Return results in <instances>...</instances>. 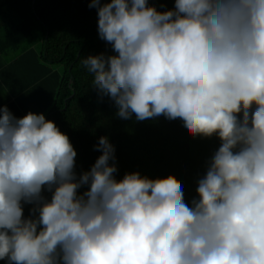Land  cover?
I'll return each instance as SVG.
<instances>
[{
	"label": "clouds",
	"instance_id": "obj_1",
	"mask_svg": "<svg viewBox=\"0 0 264 264\" xmlns=\"http://www.w3.org/2000/svg\"><path fill=\"white\" fill-rule=\"evenodd\" d=\"M89 6L115 54L83 63L117 115L181 119L193 137L221 144L189 199L173 175L118 180L106 136L77 177V153L53 121L0 105V260L264 264V0H174L165 11L149 0ZM24 204L33 206L28 217Z\"/></svg>",
	"mask_w": 264,
	"mask_h": 264
},
{
	"label": "trees",
	"instance_id": "obj_2",
	"mask_svg": "<svg viewBox=\"0 0 264 264\" xmlns=\"http://www.w3.org/2000/svg\"><path fill=\"white\" fill-rule=\"evenodd\" d=\"M89 2L0 0V55L14 57L8 70L21 82L17 88L5 83L15 98L12 106L21 118L29 112L44 114L69 137L77 153V177L102 154L97 146L106 136L115 149L118 180L131 172L152 179L173 175L187 198H198V179L220 139L193 137L181 119L161 115L137 121L134 114L127 120L117 115L114 101L93 87L94 75L83 63L89 55L115 54L99 37L97 9ZM149 4L158 11L174 8V0ZM42 196L49 200L52 192L45 186ZM32 207L24 204L25 217Z\"/></svg>",
	"mask_w": 264,
	"mask_h": 264
},
{
	"label": "crops",
	"instance_id": "obj_3",
	"mask_svg": "<svg viewBox=\"0 0 264 264\" xmlns=\"http://www.w3.org/2000/svg\"><path fill=\"white\" fill-rule=\"evenodd\" d=\"M14 60L13 56H1L0 55V105L7 106L10 112L17 118H21L20 115L16 112L12 104L15 101L14 96L12 95L11 87H19L21 83L18 81L13 73L8 70V66ZM5 83L7 85H5ZM21 85V84H20ZM5 261L0 260V264H5Z\"/></svg>",
	"mask_w": 264,
	"mask_h": 264
},
{
	"label": "water",
	"instance_id": "obj_4",
	"mask_svg": "<svg viewBox=\"0 0 264 264\" xmlns=\"http://www.w3.org/2000/svg\"><path fill=\"white\" fill-rule=\"evenodd\" d=\"M51 199H50V196H49V201H50Z\"/></svg>",
	"mask_w": 264,
	"mask_h": 264
}]
</instances>
